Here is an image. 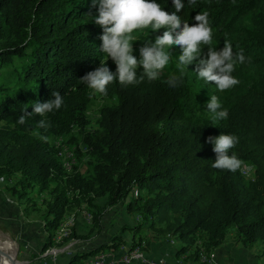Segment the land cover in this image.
I'll use <instances>...</instances> for the list:
<instances>
[{
	"label": "trees",
	"instance_id": "1",
	"mask_svg": "<svg viewBox=\"0 0 264 264\" xmlns=\"http://www.w3.org/2000/svg\"><path fill=\"white\" fill-rule=\"evenodd\" d=\"M156 2L166 12L175 11L172 0ZM182 2L177 14L190 25L196 14L208 13L211 47L219 50L229 41L234 53L243 51L246 61L236 65L232 75L239 84L233 88L220 92L198 79L193 63L175 88L166 80L180 76V68L156 81L114 82L106 95L92 94L78 80L106 57L99 49L102 29L87 16L97 13L91 0H0V77H5L0 83V185L6 195L25 201L24 217L35 211L39 194H51L42 253L70 240L99 237L105 211L121 205L135 221L97 247L74 253L66 264H86L89 257L123 245L143 253L153 241L168 238L178 243L177 258L212 264L230 230L235 244H260L264 255V0ZM202 48L206 57L207 47ZM107 66L115 71L110 59ZM53 91L64 97L59 110L29 117L25 125L16 122L25 108L32 112V103L51 99ZM213 95L228 110L226 120L213 121L206 111ZM96 99L102 100L99 129L90 132L88 112ZM40 119L48 122L46 129L37 127ZM74 131L79 142L67 172L56 144ZM221 134L239 138L229 154L253 168L250 179L241 168L211 166L215 154L205 141ZM84 163L89 174L81 170ZM76 207L91 214L89 223L84 221L81 231L79 222L68 225L70 232L56 243V232Z\"/></svg>",
	"mask_w": 264,
	"mask_h": 264
},
{
	"label": "clouds",
	"instance_id": "2",
	"mask_svg": "<svg viewBox=\"0 0 264 264\" xmlns=\"http://www.w3.org/2000/svg\"><path fill=\"white\" fill-rule=\"evenodd\" d=\"M97 8L95 16L87 15L92 23L102 29L100 51L106 59L99 67L87 72L78 81L91 90L92 94L106 95L110 84L118 82L122 86L134 85L160 79L162 73L173 59L170 49L178 46L181 54L176 57L180 76L170 75L166 80L169 87L175 88L182 83V77L187 73L189 65L195 63L194 73L198 79L208 84H214L220 92L227 91L239 80L232 74L237 64H243L246 57L243 51L233 52L232 44L224 41L219 50L211 47L213 29L208 20V13L195 15V23L182 21L180 13L184 8L182 0H172L175 11L169 13L156 0H91ZM195 4L196 0H188ZM151 28L152 33L164 29L162 35L154 39H146L139 48V59L133 55V43L139 41L133 36L137 30ZM202 45L207 47L206 57L202 55ZM110 59L115 64V71L107 66ZM139 72V77H138ZM193 73V72H192ZM52 98L40 103H32V112L27 108L17 119V123L25 125L32 116L45 117L48 113L59 110L64 104V97L58 91L51 93ZM206 111L212 114V120H226L228 110L222 109L217 96L213 95L204 105ZM45 119L37 121V127L46 129ZM45 139L46 137H41ZM206 143L212 145L215 160L212 167L219 170L237 171L243 166V161L230 150L235 148L239 138L233 134H221L207 137Z\"/></svg>",
	"mask_w": 264,
	"mask_h": 264
},
{
	"label": "crops",
	"instance_id": "3",
	"mask_svg": "<svg viewBox=\"0 0 264 264\" xmlns=\"http://www.w3.org/2000/svg\"><path fill=\"white\" fill-rule=\"evenodd\" d=\"M0 184L2 183L0 182ZM1 189L2 185H0V224L7 227L6 230L24 232L25 235V239L22 241L23 251L21 252L20 264H66L68 259L72 257L74 253L97 247L101 243L108 241L110 235L115 233L113 230L110 232L104 231L99 237H95L86 242L75 240L77 245L74 246V249L69 250L68 256L63 253L57 255L55 259L51 256H45L44 253L46 251L43 253L41 252L47 237L44 224L39 221L30 220V216L24 217L22 212L19 211V207H21L23 201L19 202L14 198H11L9 195L2 192ZM72 220L73 219L71 218L65 226L60 228V233L65 231L70 223H73ZM85 220L86 219L84 218V221ZM84 223L79 221V228H77L78 231L82 230L80 228ZM60 233H58L56 237L61 238L62 235L58 236ZM126 237L128 238L127 235ZM55 242L59 243L60 239L55 240ZM62 247L55 248L54 246L52 248L61 249ZM177 247L178 243L173 238H168V240L159 239L153 241L149 247L145 249V253L143 252V254H146L152 259L162 258L166 261V264H190L189 260L176 257ZM129 248V245H125V251L129 250ZM262 252L263 247L244 248L235 244L230 234L229 236L227 235L223 244L213 253L212 264H264V255Z\"/></svg>",
	"mask_w": 264,
	"mask_h": 264
},
{
	"label": "rangeland",
	"instance_id": "4",
	"mask_svg": "<svg viewBox=\"0 0 264 264\" xmlns=\"http://www.w3.org/2000/svg\"><path fill=\"white\" fill-rule=\"evenodd\" d=\"M163 32L161 30L156 31L155 33H152L151 28L148 29H143L138 31L137 33L134 32L133 36L136 37L139 41H136L133 43V55H135L138 59H139V48L141 46H143V41L146 39H154L155 36L157 35H162ZM170 52L172 53L173 59L170 62V64L168 65V67H166V69L164 70V72L162 73L163 76L169 75L173 70L178 69V62L176 57L179 56L181 54V50L178 46H173L170 49ZM5 77L1 76L0 77V83L2 81H4ZM102 100L100 99H96L89 112H88V125L86 130L87 131H97L99 129V125H98V109H99V105L101 104ZM79 142V136L77 135L76 131L72 132L70 135L62 137L60 139L57 140V144L56 146L61 148V151L59 152V157L60 160L63 162L64 168L66 169L67 172H69L71 170V166L73 164H75V160H74V156H73V152L75 151V145L76 143ZM82 172L83 174H89L90 169L87 167V165L84 163L82 166ZM242 173L244 174L245 177H247L248 179H250L252 177V171L253 168L248 165V164H243V166L241 167ZM36 191L34 190L31 192V196L34 197V195H36ZM37 200V205L35 207V211L30 215V220H34V221H39L43 224V217L45 215V212L47 210V203H49L51 201V194L47 191L44 193H41L37 196L36 198ZM27 206V204L25 203V201L22 202L21 207L20 208V212H22L23 214V210L24 208ZM81 212L80 208H75L72 211H69L67 213V215L64 218V222L61 224V226H65L67 222H69V220L72 218L74 220L73 217H75L76 214H79ZM24 216V215H23ZM86 222H87V218H85ZM133 215L127 214L125 213V211L123 210V208L121 207V205H118L116 207L113 208H108L105 211V215L103 218V224L105 226V231L110 232V231H115L117 232L119 229H121L124 226H127V223H133ZM135 221V219H134ZM89 223V221L87 222ZM73 225V223H70V227ZM60 226V227H61ZM60 227L58 229V231L56 232V236L58 233H60ZM69 227V228H70ZM68 228V230L65 229V231L61 232L60 235V241L62 239L63 236L67 235L70 232V229ZM7 227L2 226V224H0V236L1 239H5L6 241L9 242L12 251H11V255L14 256L15 261H17L20 264L21 261V252L23 251V243L22 241L25 239V235L24 232H15V231H9L6 230ZM231 234V230L228 232V236ZM56 236L54 237V240L56 238ZM128 236V235H127ZM254 247H263L262 245L258 244ZM55 248H58V246H55ZM138 249V248H136ZM134 249V250H136ZM132 250V251H134ZM6 253V254H5ZM17 253V254H16ZM141 255H144L141 251H140ZM0 263L1 264H9L8 263V257H9V252L6 251L2 246H0ZM71 258V257H70ZM69 260V259H68Z\"/></svg>",
	"mask_w": 264,
	"mask_h": 264
},
{
	"label": "built area",
	"instance_id": "5",
	"mask_svg": "<svg viewBox=\"0 0 264 264\" xmlns=\"http://www.w3.org/2000/svg\"><path fill=\"white\" fill-rule=\"evenodd\" d=\"M90 213L86 210H81L79 214H76L73 221V227L77 222L82 221L84 223V218L90 217ZM60 239L56 237L55 240ZM173 244V243H172ZM77 245L75 240H70L69 244L65 245L61 249L49 248L44 253L45 256H51L53 259L57 257L60 253L69 255V250L74 249V246ZM202 256L205 258L204 253ZM86 264H166V261L162 258L152 259L149 258L146 254L136 255V252L133 255H125V245L121 246L116 252H104L100 253L96 257H89L88 263Z\"/></svg>",
	"mask_w": 264,
	"mask_h": 264
},
{
	"label": "bare ground",
	"instance_id": "6",
	"mask_svg": "<svg viewBox=\"0 0 264 264\" xmlns=\"http://www.w3.org/2000/svg\"><path fill=\"white\" fill-rule=\"evenodd\" d=\"M73 218H74V217H73ZM0 246H2L6 251L9 252L8 263H9V264H14V263H16V261H15V259H14V256L11 255L12 248H11L9 242L6 241L5 239H1V236H0ZM135 252H136V255H141L139 249H136V250H134V251H129V250H127V251H125V255H133V253H135ZM5 254H6V253H5ZM0 258H1V257H0ZM87 263H88V262H87Z\"/></svg>",
	"mask_w": 264,
	"mask_h": 264
},
{
	"label": "water",
	"instance_id": "7",
	"mask_svg": "<svg viewBox=\"0 0 264 264\" xmlns=\"http://www.w3.org/2000/svg\"><path fill=\"white\" fill-rule=\"evenodd\" d=\"M17 254V253H16ZM14 264H19L17 261H16V263H14Z\"/></svg>",
	"mask_w": 264,
	"mask_h": 264
}]
</instances>
